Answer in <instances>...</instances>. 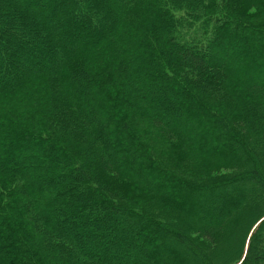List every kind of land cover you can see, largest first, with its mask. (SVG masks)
<instances>
[{
  "label": "trees",
  "instance_id": "16d2710c",
  "mask_svg": "<svg viewBox=\"0 0 264 264\" xmlns=\"http://www.w3.org/2000/svg\"><path fill=\"white\" fill-rule=\"evenodd\" d=\"M263 217L264 0H0V264H264Z\"/></svg>",
  "mask_w": 264,
  "mask_h": 264
},
{
  "label": "rangeland",
  "instance_id": "374dc122",
  "mask_svg": "<svg viewBox=\"0 0 264 264\" xmlns=\"http://www.w3.org/2000/svg\"><path fill=\"white\" fill-rule=\"evenodd\" d=\"M238 8L241 12L245 13L248 16L256 17L258 15L257 13L260 12V11H256L254 7L247 5L244 2H238ZM253 41L254 40H252V38L249 39V42H253ZM233 48H234V45H233ZM184 106L185 105H184L183 99L177 97L175 99V110H173V113L179 116V124L182 123V121H184L185 118L187 119L186 115L183 116V114L185 113ZM181 111H183V113H181ZM201 131H203L202 128H201ZM171 162H178V163H181L182 165H185L186 163L189 162V160L186 159L184 156L180 157L177 152H174L171 158ZM31 175H34V172H31ZM91 176H92V181L94 182L108 184L110 188L113 189L116 192V194L119 195L122 198V200L125 201L127 204H131V205L137 204L141 206V205H144V203L146 202V199L142 195H140L138 188L132 182L121 178L119 175H116L113 172H110L108 169L102 168L99 170L98 169L92 170ZM217 201H219V199L214 198L212 202H215V203H212L210 201L209 207L212 204H216ZM256 225L257 223L255 224V226ZM132 230L135 234H137L135 229H132ZM141 234L151 236L149 231L147 232L143 231ZM191 264H196V262L195 261L191 262Z\"/></svg>",
  "mask_w": 264,
  "mask_h": 264
},
{
  "label": "water",
  "instance_id": "95a60500",
  "mask_svg": "<svg viewBox=\"0 0 264 264\" xmlns=\"http://www.w3.org/2000/svg\"><path fill=\"white\" fill-rule=\"evenodd\" d=\"M261 220H262V219H260V220L257 222V224H258ZM250 234H251V233H250ZM246 251H247V246H246L245 253H246ZM243 258H244V256H243ZM243 258H242L237 264H240V263L242 262Z\"/></svg>",
  "mask_w": 264,
  "mask_h": 264
}]
</instances>
